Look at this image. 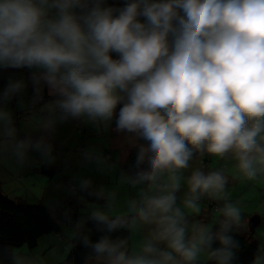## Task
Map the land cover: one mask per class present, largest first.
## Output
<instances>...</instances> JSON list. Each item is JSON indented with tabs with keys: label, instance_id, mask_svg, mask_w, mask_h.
I'll return each instance as SVG.
<instances>
[{
	"label": "clouds",
	"instance_id": "obj_1",
	"mask_svg": "<svg viewBox=\"0 0 264 264\" xmlns=\"http://www.w3.org/2000/svg\"><path fill=\"white\" fill-rule=\"evenodd\" d=\"M6 71L27 73L0 83V153L18 166L54 165L70 123L129 139L127 215L88 177L67 185L83 219L49 210L99 264H239L244 206L225 168L192 162L227 159L233 181L264 180V0H0ZM25 110L35 134L19 130ZM205 198L218 203L212 223L199 218ZM11 262L30 264L19 252ZM250 264H264V244Z\"/></svg>",
	"mask_w": 264,
	"mask_h": 264
},
{
	"label": "trees",
	"instance_id": "obj_2",
	"mask_svg": "<svg viewBox=\"0 0 264 264\" xmlns=\"http://www.w3.org/2000/svg\"><path fill=\"white\" fill-rule=\"evenodd\" d=\"M109 2H118V0H109ZM17 121L19 130L22 134H35L38 121L30 112L27 110L19 112L17 114ZM80 128L81 127H78L77 124H67L66 127L63 126L59 130V133L54 140L56 145V162L51 167L46 166L35 155H32L29 162L25 165L18 166L8 158L6 152L0 153V264H12V252H19L26 256H28V253L33 254L35 251L34 249L38 246V243H40L39 241L41 240V237L50 235L55 236L54 238L57 245L59 242V246L63 245V249L67 250L66 258L63 261H61V259V262L55 261L54 264H99V262L90 254L89 250L84 249L79 245L78 239H73V233L75 230L74 225L60 220H53L49 211L51 208L57 209L59 215V212L67 206L71 207L76 212L74 220H81L85 216V212L82 211L83 209L80 207L77 200L72 197L67 190V185L71 183L72 179H64L63 177L56 179L55 176V170H57L58 165L62 164L68 166L64 154L67 153L68 155L69 151L72 150L70 148L73 146V142H67L62 137L66 135H71L73 139L75 136L79 137V133L82 132V129ZM72 138H70V140ZM75 150L78 151L81 159L79 158L77 160L78 165L70 167L72 177H88V173L85 174V171L83 170V168L90 166V164H86V149L80 144ZM89 156L92 157L93 155L89 154ZM133 158V155L130 154L128 162H131ZM103 159L105 163L106 161L112 162L111 150H109V148L103 153ZM201 162V165L204 167H220L225 168L226 170L233 165V162H230L228 166H226L223 163V160L212 157H205ZM124 163L125 161L120 162L122 167H124ZM38 173H40L39 175L43 176L45 179H42V183L36 181V179L39 178V176H36ZM229 173V178L231 179L232 173ZM3 176L4 178L2 179ZM25 179H31L33 181V183H31V186H33H30L31 188L38 187L40 191L42 188L41 186H46V188H48L46 189L43 187L40 192L41 194L43 193L44 202H42L41 199H38L34 203H27L24 201L22 198L24 195L22 194L27 191V186H19L16 183H20ZM259 181L261 186L255 187L257 191L260 192V198H264V180ZM1 183L4 184L5 190L1 189V186L3 185ZM228 193L232 200L235 201L240 199V193L236 192V187H233L232 189L228 186ZM57 198H61L62 201L59 203ZM201 206L209 213V216L205 217V219L208 220L217 215V213H215V210L218 207L216 201L205 198L201 202ZM115 209H117V207ZM64 225L73 227L71 228L72 233L69 238L66 237L63 232ZM254 230L255 229H249V221L245 228L239 230L238 239L243 245L240 252L239 264H250L252 255L257 247L263 244L262 239L255 237ZM98 235V233L93 232L92 239H96ZM139 239L140 234L138 232H133L130 234L129 242L130 244H134ZM59 251L61 252L60 248ZM44 253L45 252L43 251L37 252L39 256L42 255L45 258Z\"/></svg>",
	"mask_w": 264,
	"mask_h": 264
},
{
	"label": "rangeland",
	"instance_id": "obj_3",
	"mask_svg": "<svg viewBox=\"0 0 264 264\" xmlns=\"http://www.w3.org/2000/svg\"><path fill=\"white\" fill-rule=\"evenodd\" d=\"M70 124L75 125L73 123H70ZM80 129H82V132L79 133L80 134L78 137L79 141L77 143L81 144V146H83V148L86 149L87 153H89L90 155L92 154L96 161H97V158H100L99 164L96 162L90 165L89 167L83 168V170L85 171V174L89 173L88 178H91L96 185H103L108 190L116 191L118 193L117 209L114 210V214L127 215L128 210H127L126 202L128 199L134 197L135 191L129 189L127 186L122 185L120 183L119 177H120L123 167H122V164H120L119 160H121L122 157L124 158V154L127 151V145L129 143V139L126 138L125 136L118 135L113 130V128H105L100 133L95 132L93 129L87 126H81ZM62 138H64L67 142H70V138H72V136L66 135V136H63ZM108 148L109 150H111V155H112L111 161L112 162L106 161L105 163L102 157H103V153ZM230 162L231 161L227 159L223 160V163L226 166H228ZM201 163H202L201 160L200 161L194 160L192 162L193 166H200ZM205 168L214 169L212 166L205 167ZM55 172H56V175H55L56 179H60L61 177H63L64 179H73L70 166L62 165V164L58 165L57 170H55ZM229 172L231 173L233 172L232 166L228 167L226 171V174L230 176ZM185 174L187 175V173ZM3 178L4 176L2 177V179ZM39 178L44 179L43 176H40ZM229 186H239L240 188H246L245 190L239 192L240 197L241 198L243 197V200L248 201V204L245 205L244 204L245 202L241 200L244 206L245 214H246L245 217L247 221H249L253 216L255 217V215H258L262 218L261 219L262 222L256 227L255 233L257 237L262 238L263 240L262 243L264 244V198H260L261 197L260 192L257 191L255 187V186H261L260 181L244 182V181H233L232 179H230ZM4 187L5 186L3 184L1 186V189L5 190ZM31 187L27 186L26 187L27 191L23 192L22 195L24 196H22V198L24 199V201L27 203H34L38 199H41L42 202H44L43 193L41 194L40 192L42 191V188L43 187L46 188V186H41L42 187L41 191L38 189V187L36 188H31ZM183 191L184 190H182L181 193L178 194L180 197L183 196ZM57 201H59L60 203L62 199L57 198ZM207 216H209V213L207 212L205 208L201 206V212L199 214V218L205 219V217ZM71 228L73 227L64 225L63 231L67 232L68 235L71 236L70 234L72 232ZM66 239L69 240L68 238ZM39 242L40 243H38V246L34 249L35 250L34 253L33 254L28 253L27 257L29 258L30 264H43V263L45 264V261L47 263H50L51 256L53 255L52 250H54V248H51V247L49 248L48 246L49 244H46L47 239H44L43 241H39ZM58 247L61 249V253L63 256L61 261H63L67 256V250L63 249V245L59 246V242H58ZM45 249H47L44 253L45 258L42 255L39 256L37 254V252L45 250Z\"/></svg>",
	"mask_w": 264,
	"mask_h": 264
},
{
	"label": "crops",
	"instance_id": "obj_4",
	"mask_svg": "<svg viewBox=\"0 0 264 264\" xmlns=\"http://www.w3.org/2000/svg\"><path fill=\"white\" fill-rule=\"evenodd\" d=\"M26 75H27V73H26V71H6V72H3L2 74H0V83H3V82H5L6 80H7V78L9 77V76H14V77H21V76H23V77H25L26 78ZM69 125V124H68ZM78 125V124H77ZM65 127H66V125H65ZM78 127H81L80 125H78ZM59 136H61V135H59ZM79 141V138L78 137H76L75 136V138L73 139H71L70 140V142H73V146L70 148V149H72V150H70L69 151V153H68V155H67V153L66 154H64V156L66 157V160H67V164H68V166H70V167H73V166H76V165H78V163H77V160L80 158V154L78 153V151H76L75 149L80 145L79 143H77ZM85 143V142H84ZM96 156V155H95ZM103 158V157H102ZM81 159V158H80ZM91 161H88V160H86V164H93V163H96L97 161H94L95 160V158H94V156H92L91 157V159H90ZM124 161V158L122 157L121 158V160H120V162H123ZM40 173H38V174H36V176H41V175H39ZM88 175H89V173H88ZM27 177H28V175H27ZM29 178V177H28ZM36 181H38L39 183H42V178H38V179H36ZM31 183H33V181L31 180V179H25V180H22L20 183H16V184H18L19 186H31ZM233 187H236V192L237 193H239V192H241V191H243V190H245L246 188H240L239 186H229V188H232L233 189ZM239 197H240V195H239ZM241 200H243V197L241 198L240 197V199H239V201H241ZM245 203V205L246 204H248V201H246V200H243ZM242 203V202H241ZM242 205H243V203H242ZM245 216H246V214H245ZM255 216H258V215H255ZM259 218H260V221H259V223L256 225V227L262 222V218L259 216ZM213 219L214 218H211V219H208L207 221L209 222V223H212V221H213ZM256 227L254 228L255 230H254V232H256ZM64 233H65V235H66V237H68L69 238V235H68V233L67 232H65V231H63ZM72 233V232H71ZM70 233V234H71ZM45 238H43V237H41V240L40 241H43L44 239H47V243L46 244H49L48 246H49V248L51 247V248H54V250H52V256H51V260H50V263H47L46 262V264H54L55 263V261H60L61 259H62V254H61V252L59 251V247H58V245L56 244V240H55V236H52L51 237V235L50 236H44ZM255 237H257V235H256V233H255ZM257 238H259V237H257ZM259 239H262V238H259ZM50 243H51V245H50ZM57 245V246H56ZM47 249H45V250H42L43 252H45ZM44 264V263H43Z\"/></svg>",
	"mask_w": 264,
	"mask_h": 264
},
{
	"label": "water",
	"instance_id": "obj_5",
	"mask_svg": "<svg viewBox=\"0 0 264 264\" xmlns=\"http://www.w3.org/2000/svg\"><path fill=\"white\" fill-rule=\"evenodd\" d=\"M259 221H260V218H259V216H253L250 220H249V229L250 230H253L255 227H256V225L259 223Z\"/></svg>",
	"mask_w": 264,
	"mask_h": 264
}]
</instances>
